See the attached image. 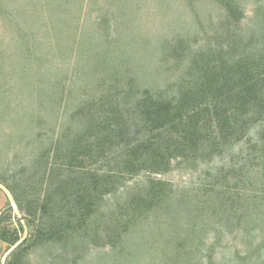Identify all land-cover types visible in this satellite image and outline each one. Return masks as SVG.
<instances>
[{"label": "trees", "instance_id": "16d2710c", "mask_svg": "<svg viewBox=\"0 0 264 264\" xmlns=\"http://www.w3.org/2000/svg\"><path fill=\"white\" fill-rule=\"evenodd\" d=\"M106 3L111 6L110 0ZM225 3L230 18L236 20L239 7L231 0ZM52 7L50 27L59 41L56 49L66 48L75 69L83 65L85 76L100 77L102 74L95 72L117 65L129 51L114 49V29L106 26L109 14L95 22L97 28L106 26L105 32L94 28L89 38L79 43L85 34L81 0H62ZM253 24L256 29L249 39L241 33L228 37V32L224 45L194 54H178L179 43L176 55L186 62V69L165 92L151 89L137 75L128 78L127 84L120 76L118 80L109 78L112 84L96 99L75 102L74 76L61 80V128L51 143L54 163L48 178L61 169L68 175L56 186L48 185L35 204V199L26 202L25 210L6 186L18 210L39 219L38 234L54 242L75 231H89L94 225L91 234L99 249H108L111 259H125L124 252H133L153 239L154 244L163 246L170 261L167 264H190L194 250L202 245L197 243L201 235L219 229L217 224L211 227L212 216L221 218L219 213L225 212L229 203L234 210V202L215 186L179 188L157 176L167 174L174 161L204 164L207 158L220 156L224 147L241 141L255 123L264 122L263 11L256 14ZM90 48H94L92 53ZM95 49L99 53L92 58ZM259 141L264 160V136ZM105 161L112 166L110 170L85 169L87 162ZM141 174L147 177L135 182L119 200L113 199L124 193H120L126 188L121 184L124 180ZM107 197L115 202L109 204ZM107 205L111 210L101 222L104 217L97 214ZM263 205L264 185L252 201L245 202L237 223H246L252 230L262 228L264 222L258 216ZM19 231H24L21 221L18 230L1 233L0 242L13 247L21 239ZM176 247L180 248L174 250Z\"/></svg>", "mask_w": 264, "mask_h": 264}, {"label": "rangeland", "instance_id": "374dc122", "mask_svg": "<svg viewBox=\"0 0 264 264\" xmlns=\"http://www.w3.org/2000/svg\"><path fill=\"white\" fill-rule=\"evenodd\" d=\"M50 1L54 0H0V234L18 230L19 221L24 225L23 233L19 231L22 242L4 264H167L170 261L163 246L154 244L153 239L133 252H124L125 259L109 258L108 249H99V242L91 234L94 225L89 231H75L54 242L46 241L38 234L39 219L24 212L26 202L35 199V204L48 185L56 186L68 175L61 169L48 178L54 163L51 143L61 128V80L74 76L75 102L96 99L105 92V86L112 84L109 78L118 80L120 76L126 78L124 84L139 76L151 89L165 92L186 69V62L176 55L179 43L182 45L177 52L184 56L224 45L228 32V37L241 33L249 39L256 29V14L264 13V0H231L233 6L239 7L236 20L227 12L225 2L229 0H110L111 6H107V0H81L82 34L87 36L79 40L78 30L79 43L89 38L92 29L97 28V18L107 13L110 23L106 26L114 29V49L129 50L117 65L95 72L102 74L98 78L85 76L83 65L75 69L66 48L56 49L59 41L50 27V10L62 0L54 4ZM106 26L97 29L105 32ZM92 49L88 52L92 53ZM98 53L95 49L92 58ZM263 136L264 122L255 123L241 141L224 147L220 156L209 157L204 164L174 161L167 174L157 176L179 188L215 186L234 202V210L227 204L226 211L219 213L221 218L209 212L213 215L211 227L217 224L219 229L201 235L197 243L202 245L194 250L190 264H264V226L252 230L246 223H237L245 202L252 201L264 185L259 141ZM85 167L102 171L112 168L106 161L87 162ZM146 177L141 174L134 180H124L121 184L127 189H121L120 193H124L113 199L119 200L135 182ZM6 186L17 196L22 212ZM111 198H106L109 204L115 202ZM106 207L97 214L104 217L101 222L106 221V213L111 210ZM261 208L258 217L264 222V205ZM11 248L0 242V264Z\"/></svg>", "mask_w": 264, "mask_h": 264}, {"label": "water", "instance_id": "95a60500", "mask_svg": "<svg viewBox=\"0 0 264 264\" xmlns=\"http://www.w3.org/2000/svg\"><path fill=\"white\" fill-rule=\"evenodd\" d=\"M14 204V203H13ZM22 241L18 242L16 245H14L10 250L7 251V253L4 254L3 256V262L2 264L5 263V259L7 258V256L11 253V251H13Z\"/></svg>", "mask_w": 264, "mask_h": 264}]
</instances>
